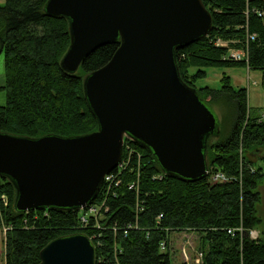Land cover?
<instances>
[{
    "label": "trees",
    "instance_id": "16d2710c",
    "mask_svg": "<svg viewBox=\"0 0 264 264\" xmlns=\"http://www.w3.org/2000/svg\"><path fill=\"white\" fill-rule=\"evenodd\" d=\"M46 1L0 4L5 72L0 133L37 138L97 129L83 80L110 60L118 44L98 47L75 72L64 70L60 59L69 45L68 20L46 14ZM202 2L211 14V31L176 47L174 56L182 81L196 89L218 120L219 134L206 141V175L192 181L165 173L152 150L129 136L118 166L109 172L111 180L101 182L83 209L17 210L15 187L0 175V195L7 198L6 205L0 202L4 264H38L46 243L76 233L90 238L95 264H264V219L257 211L264 178V100L251 113L247 89L235 88L227 75L219 88L195 85L210 67L245 66L260 71L264 90V0ZM217 38L227 44L216 45ZM231 48L242 49L245 58H231ZM218 172L227 180L212 181ZM93 204L100 206L96 215L87 213ZM251 230H258L256 238ZM182 231L197 234L199 263L171 259L170 234Z\"/></svg>",
    "mask_w": 264,
    "mask_h": 264
},
{
    "label": "water",
    "instance_id": "95a60500",
    "mask_svg": "<svg viewBox=\"0 0 264 264\" xmlns=\"http://www.w3.org/2000/svg\"><path fill=\"white\" fill-rule=\"evenodd\" d=\"M49 16L67 18L69 45L60 66L75 72L100 46L117 43L110 60L84 77L97 129L37 138L0 133V175L15 187L20 211L90 204L118 166L125 136L150 148L165 173L197 180L207 173L206 141L218 120L180 78L174 49L211 31L202 0H47ZM38 264H95L87 235L57 237Z\"/></svg>",
    "mask_w": 264,
    "mask_h": 264
},
{
    "label": "rangeland",
    "instance_id": "374dc122",
    "mask_svg": "<svg viewBox=\"0 0 264 264\" xmlns=\"http://www.w3.org/2000/svg\"><path fill=\"white\" fill-rule=\"evenodd\" d=\"M5 0H0L3 4ZM4 64L3 54H0V87L4 85ZM222 75L230 77V83L235 87H243L247 89L248 106L252 113L253 110L262 105L264 100V90L261 86V73L258 70H248L245 66H231V67H210L207 69L205 78H200L195 82L196 87L209 86L212 88L220 87V78ZM5 103V92L0 88V105ZM218 116H221L222 109L220 106H214ZM264 155V152L262 153ZM260 192V202L257 205V211L260 217L264 219V178L258 187ZM3 231V229H2ZM258 236V230H255ZM250 234V232H249ZM4 235V231H3ZM4 239V238H3ZM170 253L173 261L193 262L198 258V236L189 231L172 232L170 234ZM4 242V240H3ZM3 244L0 243V264H4ZM194 263V262H193Z\"/></svg>",
    "mask_w": 264,
    "mask_h": 264
},
{
    "label": "built area",
    "instance_id": "2783aa9c",
    "mask_svg": "<svg viewBox=\"0 0 264 264\" xmlns=\"http://www.w3.org/2000/svg\"><path fill=\"white\" fill-rule=\"evenodd\" d=\"M259 14H261V13L259 12ZM250 38H253V36H250ZM215 44L216 45H223L224 46V45L227 44V41H223L220 38H217L216 41H215ZM229 55H230L231 58L236 59V60L245 58V52L242 49H234V48H231V49H229ZM103 180L104 181L111 180V175H109V173L106 174L104 176V179ZM211 180L212 181H218V180L225 181V180H227V178L222 173L218 172V173H215V174H213L211 176ZM0 202L3 205H6L7 204V198H6L5 194H1L0 195ZM99 207H100L99 205L93 204V205H91L88 208V212L87 213L88 214L96 215V214H98ZM228 232H230V230H228ZM250 236L252 238H256L257 237V233L255 232V230H251L250 231ZM163 247H164V245L161 244V249H163ZM184 255L186 257V260L185 261H188L185 252H184ZM201 256H202V254L199 252V254L197 256L198 258H196L195 260H193V262L194 263H199L200 260H201Z\"/></svg>",
    "mask_w": 264,
    "mask_h": 264
},
{
    "label": "crops",
    "instance_id": "0c3cea01",
    "mask_svg": "<svg viewBox=\"0 0 264 264\" xmlns=\"http://www.w3.org/2000/svg\"><path fill=\"white\" fill-rule=\"evenodd\" d=\"M261 106V105H260ZM4 238V235H3V231H2V229L0 228V243H2L3 244V239ZM4 246V245H3ZM3 248V247H2Z\"/></svg>",
    "mask_w": 264,
    "mask_h": 264
}]
</instances>
